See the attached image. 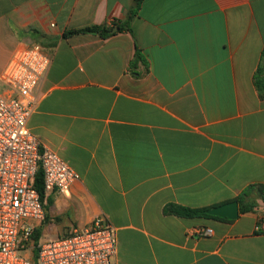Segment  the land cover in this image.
Here are the masks:
<instances>
[{
  "label": "crops",
  "instance_id": "1",
  "mask_svg": "<svg viewBox=\"0 0 264 264\" xmlns=\"http://www.w3.org/2000/svg\"><path fill=\"white\" fill-rule=\"evenodd\" d=\"M134 2L0 0V79L18 51L43 48L28 126L79 175L44 197L40 236L103 217L117 264H264V0H143L130 18ZM90 27L119 30L64 36ZM249 188L255 208L236 220L166 212Z\"/></svg>",
  "mask_w": 264,
  "mask_h": 264
},
{
  "label": "built area",
  "instance_id": "2",
  "mask_svg": "<svg viewBox=\"0 0 264 264\" xmlns=\"http://www.w3.org/2000/svg\"><path fill=\"white\" fill-rule=\"evenodd\" d=\"M112 26V22H111ZM51 64L40 45L18 51L1 76L0 93V264H117V238L103 217L55 239H35L45 220V201L35 188L40 169L45 196L69 194L77 172L55 151L42 146L28 121L35 112V94ZM264 230V222L258 224ZM201 236L213 233L197 229Z\"/></svg>",
  "mask_w": 264,
  "mask_h": 264
},
{
  "label": "trees",
  "instance_id": "3",
  "mask_svg": "<svg viewBox=\"0 0 264 264\" xmlns=\"http://www.w3.org/2000/svg\"><path fill=\"white\" fill-rule=\"evenodd\" d=\"M142 2H143V0H135L134 5L130 11V18L138 12V10L141 7ZM117 26L120 27L121 29H123V27H121L119 25H117ZM113 31H114V28L90 27V28H85L83 30H76V31L67 32L64 34V36L66 37V36H69L72 34L87 33V32H89V33H100L102 36H107V35L111 34ZM137 58L142 59L140 52H137ZM255 83H256V86L259 89V91L262 94H264V57H263V61L260 65V67L257 70L256 77H255ZM35 188L39 191L42 199L44 200V197H45L44 173H43L42 169L39 170V172L36 176ZM250 190H251V188L244 191L238 198H236V201H238L240 204L241 213L254 210V208H255L254 203L251 204L247 201V197L249 195ZM258 191H259V193L262 197V200L264 202V186H259ZM210 209H211L210 207L200 208V209H190V208H186V207H182V206H169V207H167L166 212L180 216V217H190V218L191 217H213V216L208 214V211ZM40 235H41V230L37 229L35 232V239L38 240L40 238Z\"/></svg>",
  "mask_w": 264,
  "mask_h": 264
},
{
  "label": "water",
  "instance_id": "4",
  "mask_svg": "<svg viewBox=\"0 0 264 264\" xmlns=\"http://www.w3.org/2000/svg\"><path fill=\"white\" fill-rule=\"evenodd\" d=\"M117 30H119V28H116L114 32ZM239 212L240 208L238 201H233L218 207L211 208L208 211V214L222 219L236 220L239 217Z\"/></svg>",
  "mask_w": 264,
  "mask_h": 264
},
{
  "label": "rangeland",
  "instance_id": "5",
  "mask_svg": "<svg viewBox=\"0 0 264 264\" xmlns=\"http://www.w3.org/2000/svg\"><path fill=\"white\" fill-rule=\"evenodd\" d=\"M5 87V86H4ZM4 87H2V86H0V93H4V91L6 90V87L4 88ZM40 239H42V240H49V239H55L53 236H51V234H49V238H47L46 239V236L45 237H43V238H41V236H40Z\"/></svg>",
  "mask_w": 264,
  "mask_h": 264
}]
</instances>
